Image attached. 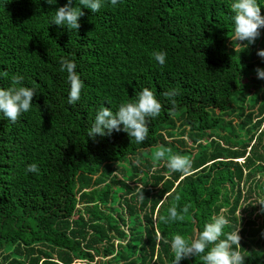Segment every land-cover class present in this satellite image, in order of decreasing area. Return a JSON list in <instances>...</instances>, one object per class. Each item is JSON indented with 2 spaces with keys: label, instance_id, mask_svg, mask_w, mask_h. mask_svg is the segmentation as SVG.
<instances>
[{
  "label": "trees",
  "instance_id": "obj_1",
  "mask_svg": "<svg viewBox=\"0 0 264 264\" xmlns=\"http://www.w3.org/2000/svg\"><path fill=\"white\" fill-rule=\"evenodd\" d=\"M234 2L104 0L96 13L81 6L70 33L50 25L66 0H0V87L19 75L36 90L15 123L0 114V264H173V236L195 238L219 215L228 220L220 239L239 229L245 264H264V79L254 71L264 69V28L239 44ZM154 52L166 53L163 66ZM61 57L83 81L75 104ZM144 88L162 105L145 141L88 137L98 109L115 113ZM154 149L188 158L190 174ZM31 163L38 174L26 173ZM185 205L184 221L165 222Z\"/></svg>",
  "mask_w": 264,
  "mask_h": 264
},
{
  "label": "clouds",
  "instance_id": "obj_2",
  "mask_svg": "<svg viewBox=\"0 0 264 264\" xmlns=\"http://www.w3.org/2000/svg\"><path fill=\"white\" fill-rule=\"evenodd\" d=\"M52 5L56 0H45ZM112 6H116L119 0H107ZM104 0H76V6H73V0H66V3L57 8L55 15L50 20V25L54 24L65 27L71 33L73 30L80 29L79 20L84 16L81 8H87L92 13L98 12L103 6ZM231 11L234 14V39L242 44L247 41L253 44L260 36V29L264 28V16L261 15V7L257 0H235L231 4ZM257 56L264 61V49L257 51ZM153 59L163 66L166 60V53L154 52ZM60 71L66 72L67 83L69 85L68 103L75 104L79 101L83 81L76 71V63L73 60L61 57ZM257 78L264 79V69L257 67L254 70ZM8 72L3 71L0 77H7ZM23 77L16 75L11 78V85L5 89L0 87V114L4 118L15 123L21 114L30 111L33 99L36 96V90L22 86ZM178 93L175 90L165 91L163 96L171 98ZM174 104L175 100H171ZM162 105L155 97L154 93L144 88L136 94L135 100L127 103H121L115 113L110 107H101L97 110L94 123L88 131V137L95 140L96 136H110L113 131H123L127 133L130 140L136 143H142L148 136L149 119H154L160 115ZM122 126V127H121ZM164 151L155 153L156 159H163ZM167 167L173 172H180L183 175L190 174L191 161L181 155H171L167 160ZM26 173L38 174L39 168L36 163L26 166ZM143 185H136L135 191L141 200L144 199ZM179 199V197H177ZM260 205L259 214H264V198L258 199ZM190 205H185L180 211L177 207H170L165 222L184 221L185 214L189 212ZM241 214V213H240ZM228 220L223 215L213 216L211 222L206 223L202 231H199L195 238L186 239L177 234L170 241L172 252L174 253L173 264H180L183 259L200 256L202 264H245V256L239 250L241 248V237L239 229L229 233L226 238L220 239L224 227ZM264 236V232L261 233ZM235 246V249L233 248Z\"/></svg>",
  "mask_w": 264,
  "mask_h": 264
},
{
  "label": "rangeland",
  "instance_id": "obj_3",
  "mask_svg": "<svg viewBox=\"0 0 264 264\" xmlns=\"http://www.w3.org/2000/svg\"><path fill=\"white\" fill-rule=\"evenodd\" d=\"M245 93L249 95V89H246V90H245ZM235 99H236V98H235ZM239 104H240V99H238V100L236 99V100H235V103H234V106H235V105L239 106ZM239 120H240V118H239ZM206 143H207L208 145L210 144V142H208V141H207ZM156 149H157V148H156ZM156 149H154V153L156 152ZM147 156H148V157H152L151 154H148ZM165 157L168 158L169 156L165 155ZM77 263L79 264L80 262L78 261Z\"/></svg>",
  "mask_w": 264,
  "mask_h": 264
}]
</instances>
